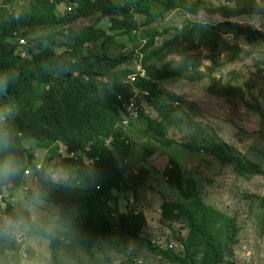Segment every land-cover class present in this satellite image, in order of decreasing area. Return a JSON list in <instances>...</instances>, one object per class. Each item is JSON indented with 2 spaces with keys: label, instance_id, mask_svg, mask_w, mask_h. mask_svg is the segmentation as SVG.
Masks as SVG:
<instances>
[{
  "label": "trees",
  "instance_id": "trees-1",
  "mask_svg": "<svg viewBox=\"0 0 264 264\" xmlns=\"http://www.w3.org/2000/svg\"><path fill=\"white\" fill-rule=\"evenodd\" d=\"M62 6L63 13L58 11ZM178 7V0H0V253L18 246L15 230L20 225L29 228L28 237L42 235L50 240L53 264H68L56 246L62 239L92 255L104 243L113 255L130 263L138 247H143L169 264H236L237 217L205 203L199 182L193 176L184 178L177 161L167 169V182L182 200H164L160 207V222L170 230L185 223L178 230L177 246L153 245L146 215L119 207L130 191L138 198L136 188L146 173L129 162L134 153L130 128L140 120L146 131L164 121L176 122V96L162 82L204 78L186 73V64L170 68L157 63L174 51L177 42L214 51L225 34L264 48L262 31L234 21L241 16L264 19V5L257 0L193 4L190 13L203 10L219 21H188L157 46V38L165 32L156 24ZM102 21L106 24L100 26ZM115 37L127 39L131 50L114 55ZM121 48L126 47L121 44ZM133 59L139 62V70L125 66ZM234 60L235 56L229 58ZM208 90L243 100L260 117L264 136V109L255 96L248 102L243 88L223 85L213 76ZM140 96L157 111L159 123L140 107ZM132 97L139 116L124 128ZM192 125H197L193 130L197 139L180 145L205 152L241 175L264 177V166L258 162L264 161V147L257 151V161L251 160L198 124ZM159 134L164 145L177 142L164 132ZM54 143L63 145L65 155L50 156L37 168V151ZM51 170L60 177L70 173L73 184L55 180ZM28 175L36 183L25 188ZM16 188L23 189L25 201L32 206L39 202L56 206L54 218L44 225L33 220L28 206L19 208L17 201L10 200ZM246 197L264 208V195Z\"/></svg>",
  "mask_w": 264,
  "mask_h": 264
},
{
  "label": "rangeland",
  "instance_id": "rangeland-1",
  "mask_svg": "<svg viewBox=\"0 0 264 264\" xmlns=\"http://www.w3.org/2000/svg\"><path fill=\"white\" fill-rule=\"evenodd\" d=\"M118 1L124 2V0ZM178 1L179 7L168 12L156 24L160 32H165L157 38V46L163 44L166 39L172 38L188 21H203L211 24L219 21L215 16L206 15L203 10L198 14L190 13L188 9L193 4L199 2L205 6H216L226 2V0ZM257 1L264 5V0ZM64 10L62 6L58 11L63 13ZM234 21L257 28L264 33V19L259 16H241ZM105 24L106 22L102 21L99 25ZM224 38V42L214 51L207 46L190 47L187 43L177 42L174 51L165 60L157 63L160 67L170 68H179L186 64L188 67L186 73L204 78L193 82L185 79L162 82L161 85L176 96L173 104L179 109L178 117L174 116L176 122L164 121L146 131L145 125L140 120L130 128L129 135L134 153L131 154L129 162L135 170L139 171L143 168L146 173L144 180L136 188L138 198L136 199L130 191L120 200L119 207L122 211L128 208L137 209L146 215L148 229L152 231L151 241L159 236L161 239H166V242L173 241L177 246L178 230L184 228L185 223L174 225L170 230L169 226L160 222L162 202L182 200L178 190L167 182V169L172 166L173 161H177L184 178L193 176L199 182L205 203L237 217L240 231L238 241L233 248L236 264H264V208L260 207L258 202L246 197L247 194L264 195V177L253 174L241 175L233 167L222 165L219 160L205 152H193L180 145L182 144L180 142L197 139L193 134V130L197 128V125L193 127L192 123H194L201 126L204 131L234 146L240 154L251 160L257 161V151L264 147V136L260 135L262 127L258 114L248 108L241 99L217 96L208 90L210 76H213L223 85L240 86L248 102H252V96H255L264 109V48L260 45H248L242 38L237 39L233 34H225ZM115 40L117 42L111 47L114 55H123L131 50L132 46L127 39L115 37ZM121 44L126 48H121ZM231 56H235V60L230 62ZM125 66L133 70L140 69L136 59ZM139 103L146 113L157 118L158 123L161 121V117L147 98L140 96ZM163 132L168 138H173L177 142L164 145L159 134ZM36 155L39 157L38 165L42 166L47 163V158L50 156L57 159L64 156L65 152L63 145L54 143L48 145L47 149L38 150ZM258 162H262L264 166V161ZM50 172L55 180L61 178L59 181L73 184L69 182L70 173L60 177L53 170ZM35 183V177L28 175L25 188ZM22 190L16 188L9 196L10 200L17 201L19 208L28 206L32 211L33 220L39 224L44 225L46 221L54 218L56 206L44 202L32 206L25 201ZM131 199H133L132 203H130ZM6 224H9V221ZM28 231L29 228L17 225L15 236L18 246L0 253V264H53L50 240L42 235L28 237ZM182 232L184 234L187 231ZM62 240L63 243L56 246L68 264H169L159 255L143 247H138L140 249L135 255L131 254L133 263H130L125 258H120V255H113L112 250H108L104 243L95 249L92 255L70 239ZM106 257L109 259L105 260Z\"/></svg>",
  "mask_w": 264,
  "mask_h": 264
},
{
  "label": "built area",
  "instance_id": "built-area-1",
  "mask_svg": "<svg viewBox=\"0 0 264 264\" xmlns=\"http://www.w3.org/2000/svg\"><path fill=\"white\" fill-rule=\"evenodd\" d=\"M23 41L24 40L22 39L21 42ZM135 96H137V94H135ZM138 107L139 106L137 104L136 98L132 97L130 99V103L127 108L128 109L127 117L122 122L124 128L128 127L130 120H135L138 118L139 116ZM132 202H133V199L130 200V203ZM165 240L166 239H161V237L158 236L157 238L152 240V244L155 246H159L160 248H173L174 247L175 244L173 243V241L169 240L168 242H166Z\"/></svg>",
  "mask_w": 264,
  "mask_h": 264
},
{
  "label": "clouds",
  "instance_id": "clouds-1",
  "mask_svg": "<svg viewBox=\"0 0 264 264\" xmlns=\"http://www.w3.org/2000/svg\"><path fill=\"white\" fill-rule=\"evenodd\" d=\"M21 40H22V39L19 40V43H20V44H25V41H26V40L23 39V40H24L23 42H21ZM142 73L144 74V72H142ZM40 167H41V165H37V168H40ZM28 172H29V171H28ZM28 172H27V173H28Z\"/></svg>",
  "mask_w": 264,
  "mask_h": 264
}]
</instances>
